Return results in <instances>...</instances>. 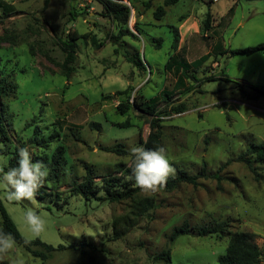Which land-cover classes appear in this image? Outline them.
<instances>
[{
	"label": "rangeland",
	"instance_id": "374dc122",
	"mask_svg": "<svg viewBox=\"0 0 264 264\" xmlns=\"http://www.w3.org/2000/svg\"><path fill=\"white\" fill-rule=\"evenodd\" d=\"M132 1H122L131 9L123 29L104 17L95 0H0V68L13 74L17 84L8 109L0 110L11 140L5 145L0 132V155L10 161V154L19 147L17 139L29 148L33 161L65 147L59 178L55 181L48 175L43 183L49 196L10 202L0 187V199L24 238L67 247L43 262L15 243L11 251L0 255L5 264L17 259L23 264H164L155 256L169 246L172 230L185 221L200 226L229 220L231 232L254 234L264 251V159L249 155L253 170L235 161L252 146L264 145V100L247 101L241 96V89L264 88V52L228 53L264 44V0L211 4V0H178L165 8L160 21L154 11L164 6V0L133 1L135 8ZM148 1L149 9L144 6ZM208 12L212 26L203 33ZM128 29L138 39L124 36L113 42L111 36ZM69 30L90 33L103 46L79 40L76 71L67 78L58 67L64 60L58 39ZM176 30V60L195 63L197 68L192 67L189 74L199 80H214L186 79L184 87L175 88L182 74L175 67L166 70L165 65L173 54ZM159 38L160 47L153 42ZM163 90L170 92V99L161 96ZM155 97L163 117L161 147L174 169L172 176L179 170L195 175L205 165L208 174L218 172L220 180L200 179L197 187L183 183L171 192L140 190L138 200L149 199L153 207L126 235L115 239L116 227L127 230V218L134 217L133 202L86 200L73 195L70 183L83 180L88 164L101 198L105 178L115 177L117 190L131 184L118 165L130 168L128 147L140 146V138H148L150 118L135 108L123 114L118 105ZM179 104H185L187 111L173 114V106ZM38 126L45 138L55 136L49 150L28 143ZM118 145H124L128 154L106 151ZM28 208L46 221L38 236L25 220ZM228 243L229 235L181 237L171 247L172 264H219ZM33 250L43 251L41 247Z\"/></svg>",
	"mask_w": 264,
	"mask_h": 264
},
{
	"label": "trees",
	"instance_id": "16d2710c",
	"mask_svg": "<svg viewBox=\"0 0 264 264\" xmlns=\"http://www.w3.org/2000/svg\"><path fill=\"white\" fill-rule=\"evenodd\" d=\"M96 2L100 3L103 10H104V17L110 20L111 22L117 23L118 25L123 27H127L130 17H131V9L130 7L122 3L123 0H95ZM135 3L141 0H133ZM132 1V2H133ZM133 2V3H134ZM178 0H164V6H159L156 11H154V18L160 21L166 15V7L175 5ZM215 0H211V3H214ZM132 6L135 8L136 4ZM151 1L144 2V6L146 8H150ZM232 10V9H231ZM139 14V13H138ZM213 16H211L210 12L207 13L206 19L203 22L204 29L202 32L205 33L209 31L212 26ZM138 28V27H137ZM124 29V28H123ZM139 32V31H138ZM140 34V33H139ZM124 36H132L135 39L138 37L132 33L129 29L125 30L124 32L121 31L119 35L111 36L113 42H118ZM83 40L85 43L91 42L92 45L96 48H100L103 46V42H99L97 38L90 34H79L77 31L69 30L66 37H60L58 39V44L62 52L64 53V60L62 63L58 64V67L61 70V74L70 78L75 73V63L78 58V41ZM153 42L157 43L158 47L162 44V39H155ZM179 49V33L175 31V38L172 45L173 54L170 56L168 62L165 65V69H173V67L177 68V71H180L182 76L179 77V80L176 83L175 88L180 90V88L184 87L185 80L191 79L194 80L196 83H203L204 81L214 80L215 77H205L204 79H198L194 74H189L192 70V67H195V63H187L185 60H176V53ZM257 52H264V44H260L255 47H248L244 49H235L228 51L229 55L236 56H250ZM31 53L34 54V51L31 49ZM206 57V56H205ZM50 59V58H49ZM207 59V58H206ZM129 62L135 63L133 58L128 57ZM216 62H218L216 60ZM143 68V66H141ZM224 79L226 78L225 73L222 72ZM251 91H245L241 89V96L246 99L247 101H260L264 100V88L260 87H251ZM17 93V84L15 82V78L13 74H8L4 70L0 68V110L8 109L7 101L16 96ZM126 92H118L117 95L124 94ZM161 96L166 100L171 98V94L168 91H162ZM106 99H111L112 96L105 97ZM158 98H150L146 101L144 100H136L134 103H121L118 105V108L121 110L123 114L127 113L130 108H135L138 111H141L145 116L149 119V127L150 133L146 140L140 138L139 144L140 146L145 147L146 149H155L161 147V140H162V122L163 117L161 112L158 110ZM173 114H182L187 111L185 104H179L178 106H173L172 108ZM163 114V113H162ZM172 115V114H171ZM166 116H170V114H166ZM3 120L5 119L0 114V132L2 142H5L8 145L11 143L10 137L8 136L6 130H4ZM8 126H10L8 124ZM123 126V125H122ZM125 127V126H124ZM55 136L51 135L48 138H45L42 134L41 128L38 126L35 130V135L32 137L28 142L31 145H37L40 149H48L50 143L53 142ZM17 143L19 147H25V143H23L20 139H17ZM18 148V147H17ZM17 148H15L14 152H12L9 166H15L17 163ZM111 153H115L118 155H126L128 154L127 150H125L124 145H118L116 147H112L109 150H106ZM65 154V147L58 146L51 155L46 153L44 157L41 158L48 169H49V176L52 180L57 181L61 171L63 170V157ZM255 154L259 157V159H264V145H254L249 148L245 153L241 154L235 161H242L249 165V167L253 170V166L251 161L247 159L249 155ZM232 161V160H230ZM85 176L83 180L77 181L73 179L70 183L71 190L73 195H81L86 200L90 199H97L102 200L105 199L112 203H119L123 201H132L134 204V210L132 215V221L130 217L127 218L126 223L129 224L127 230L117 229L116 225L118 222L115 223L114 228L115 232V239H119L126 235V233L137 224L139 219L148 212L152 207V201L149 199H140L138 200L139 192L141 189L137 187L129 188V185H133L134 180H131V184H126L124 190H117L116 189V178L110 177L105 178L104 184L102 186V190L105 193L104 198L98 196L100 190L97 187L95 182V177L93 173V169L88 164L85 165ZM118 169L122 172H125L126 175L130 176L131 169L126 168L124 164L118 165ZM206 178H214L216 180H220L219 174H208L205 165H203L202 169L199 171L198 174L192 175L185 170H179L177 175L172 176L170 175L166 181V183L159 187L158 190L163 192H171L179 187L180 184L186 183L190 184L194 187L199 185L200 179ZM48 181V180H47ZM46 187L44 184L39 188L36 193L35 198L43 199L45 196H49L50 194L46 192ZM0 231L4 233L10 234L15 243L22 246L27 252L31 253L34 257L41 259L43 262L49 258V255L56 251H62L67 249L66 246L59 245L58 247H54L49 245L40 239L35 240H27L22 236L20 231L18 230L17 226L9 216L8 212L6 211L1 199H0ZM231 224L229 220L224 221H213L209 224H204L200 226H192L189 222L185 221L181 226L175 227L172 230V233L169 238V246L157 254L155 256L156 260H161L164 264H172V251L171 247L174 243L181 237L184 236H196V237H207L213 235H229V243L226 249V254L224 256L219 257V264H262L264 261V251L257 245L254 240V234H251L246 231H235L231 232ZM90 247H94L92 244H88ZM33 247H41L43 251L33 250ZM0 264H5L4 260L0 257Z\"/></svg>",
	"mask_w": 264,
	"mask_h": 264
},
{
	"label": "clouds",
	"instance_id": "9594fccd",
	"mask_svg": "<svg viewBox=\"0 0 264 264\" xmlns=\"http://www.w3.org/2000/svg\"><path fill=\"white\" fill-rule=\"evenodd\" d=\"M131 173L128 179L142 191H156L162 187L168 177L174 173L164 147L146 149L143 146L129 145ZM49 169L40 160L33 161L28 147L17 148V163L9 166V161L0 155V187L4 189V198L10 202L34 201L39 188L43 185ZM24 217L31 232L38 236L46 221L33 208L24 212ZM15 247L14 238L0 231V255H5ZM13 264H23L17 259Z\"/></svg>",
	"mask_w": 264,
	"mask_h": 264
},
{
	"label": "crops",
	"instance_id": "0c3cea01",
	"mask_svg": "<svg viewBox=\"0 0 264 264\" xmlns=\"http://www.w3.org/2000/svg\"><path fill=\"white\" fill-rule=\"evenodd\" d=\"M218 1H219V0H218ZM218 1H216V2H218ZM189 35H190L189 33H187V34H186V36H189ZM216 64H219V63H218V62H216Z\"/></svg>",
	"mask_w": 264,
	"mask_h": 264
},
{
	"label": "built area",
	"instance_id": "2783aa9c",
	"mask_svg": "<svg viewBox=\"0 0 264 264\" xmlns=\"http://www.w3.org/2000/svg\"><path fill=\"white\" fill-rule=\"evenodd\" d=\"M218 1V0H215V2Z\"/></svg>",
	"mask_w": 264,
	"mask_h": 264
}]
</instances>
